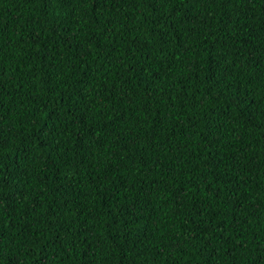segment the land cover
I'll return each mask as SVG.
<instances>
[{
    "label": "trees",
    "instance_id": "obj_1",
    "mask_svg": "<svg viewBox=\"0 0 264 264\" xmlns=\"http://www.w3.org/2000/svg\"><path fill=\"white\" fill-rule=\"evenodd\" d=\"M0 264H264V0H0Z\"/></svg>",
    "mask_w": 264,
    "mask_h": 264
}]
</instances>
